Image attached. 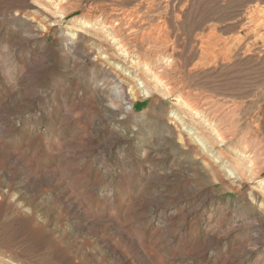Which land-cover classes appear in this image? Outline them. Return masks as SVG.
I'll return each instance as SVG.
<instances>
[{"label":"rangeland","instance_id":"374dc122","mask_svg":"<svg viewBox=\"0 0 264 264\" xmlns=\"http://www.w3.org/2000/svg\"><path fill=\"white\" fill-rule=\"evenodd\" d=\"M0 264H264V0H0Z\"/></svg>","mask_w":264,"mask_h":264}]
</instances>
